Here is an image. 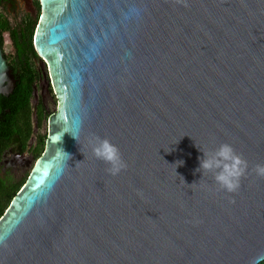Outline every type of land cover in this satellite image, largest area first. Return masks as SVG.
<instances>
[{"label": "water", "instance_id": "obj_1", "mask_svg": "<svg viewBox=\"0 0 264 264\" xmlns=\"http://www.w3.org/2000/svg\"><path fill=\"white\" fill-rule=\"evenodd\" d=\"M37 1L57 112L0 216V264L262 262L264 0ZM13 86L0 46V94ZM95 137L126 170L106 173ZM222 143L248 162L235 193L196 171Z\"/></svg>", "mask_w": 264, "mask_h": 264}, {"label": "trees", "instance_id": "obj_2", "mask_svg": "<svg viewBox=\"0 0 264 264\" xmlns=\"http://www.w3.org/2000/svg\"><path fill=\"white\" fill-rule=\"evenodd\" d=\"M30 18L12 27L0 14V46L2 49V33L9 35L13 47L12 57L9 60L6 54L3 57L18 75L14 89L7 96L0 95V155L12 145L24 149L31 134L30 99L32 93V64L37 55L33 48V26ZM3 52V51H2ZM10 65V64H9ZM42 143V141H40ZM41 148V147H40ZM41 149L37 151L39 154ZM1 174V172H0ZM2 175V174H1ZM26 180V179H25ZM24 180V181H25ZM23 182H14L11 177H0V216L8 208L10 201L20 190ZM259 264H264V260Z\"/></svg>", "mask_w": 264, "mask_h": 264}, {"label": "clouds", "instance_id": "obj_3", "mask_svg": "<svg viewBox=\"0 0 264 264\" xmlns=\"http://www.w3.org/2000/svg\"><path fill=\"white\" fill-rule=\"evenodd\" d=\"M177 2H182V0H177ZM72 136L78 142L77 137L75 135ZM90 148L92 156L108 166L105 169L107 174L116 176L127 169V163L122 158L119 149L108 139L95 137L90 142ZM199 150L203 155L199 159V167L196 171L200 172L202 177L207 173H211L212 179L219 190L227 193L237 192L240 188V181L248 173L249 167L248 162L242 155L238 154L228 143L220 144L213 151H203L200 148ZM62 154L67 160L71 158L64 152ZM252 171L258 177L264 178V164H257Z\"/></svg>", "mask_w": 264, "mask_h": 264}, {"label": "flooded vegetation", "instance_id": "obj_4", "mask_svg": "<svg viewBox=\"0 0 264 264\" xmlns=\"http://www.w3.org/2000/svg\"><path fill=\"white\" fill-rule=\"evenodd\" d=\"M11 0H0V7L2 6L3 3L5 2H9ZM35 2V6H36V10L37 8H39V14H40V6L37 0H34ZM2 15V13H0ZM39 14L37 19L34 22V25L36 27V24L38 22V18H39ZM3 16V15H2ZM30 18L32 20V18L29 15H25L21 18V22L23 19H27ZM33 25V26H34ZM10 60V59H9ZM40 62H42V64H44V66L46 65L44 61L40 60L38 57L33 59V64H32V73H31V82L33 85L32 88V93H31V99H30V122H31V134L29 139L27 140V144L25 145L24 149H21L20 147H17L16 145H12L10 147H6L0 155V163L2 162V160L4 159V157H12L13 160H9L6 161V163L8 164V169L7 168H1L0 167V177L3 179L5 176L7 177H11V170L9 168L11 167H23L26 166L28 163L27 159H24V155L26 153H31V155L36 154L37 151H39V149H41L40 151V155L43 154L44 152V148H45V142H46V138L47 135L44 137V135L42 136L40 134V129L42 127V124H44L46 122V124L48 125V121H49V113L47 112L46 106H45V100L43 98V92H44V88L47 90V85L50 83L49 80V75L47 72V68L44 71L40 65ZM7 63V61H6ZM10 64V65H9ZM9 64L7 63L8 67L11 70V74L14 78V86L12 88V90L15 87L16 81L18 80V75L15 74L13 67L11 66V63L9 62ZM45 81V86L43 88L42 85V81ZM49 80V82H48ZM51 89L53 91L52 85L50 83ZM11 90V91H12ZM11 92L5 94V95H1L4 97H7ZM54 93V91H53ZM55 95V94H54ZM56 98V97H55ZM57 100V99H56ZM42 141V143L40 142ZM41 147V148H40ZM39 155V156H40ZM25 182V181H24ZM24 184V183H23ZM23 186V185H22ZM21 189V188H20Z\"/></svg>", "mask_w": 264, "mask_h": 264}, {"label": "rangeland", "instance_id": "obj_5", "mask_svg": "<svg viewBox=\"0 0 264 264\" xmlns=\"http://www.w3.org/2000/svg\"><path fill=\"white\" fill-rule=\"evenodd\" d=\"M17 3V9L15 11L14 14L9 15L6 14L5 12L0 10V13H2L3 17L8 21L9 25L12 27H15L16 25H18L19 23H21V18L25 15H29L32 20H36L39 14V8H37V10L35 9V2L34 0H16ZM37 25V24H36ZM36 27L34 25L33 30L35 31ZM2 51L4 54H6L8 59H11L12 57V53H13V47L11 44V40L9 38V35L4 32L2 33ZM41 68L45 71L47 68V65L44 66V64H42V62H40ZM49 82V80H48ZM42 85L43 88L45 86V81H42ZM56 96L54 95L50 83L47 85V90L44 88V92H43V98L45 100V106L47 109V112L50 114L49 117L53 114L57 112V100L55 98ZM40 134L44 137L48 134V125L46 124V122L44 124H42V127L40 129ZM41 153L39 154H33L31 155V153H26L24 155V159L28 160V163L26 166L23 167H11L9 168L11 170V176H12V180L14 182H23L28 175L30 174L31 168L33 166V164L35 163L36 159L39 157ZM9 160H13L12 157H4V159L2 160V162L0 163V167L1 168H7L8 169V164L6 163V161Z\"/></svg>", "mask_w": 264, "mask_h": 264}, {"label": "snow or ice", "instance_id": "obj_6", "mask_svg": "<svg viewBox=\"0 0 264 264\" xmlns=\"http://www.w3.org/2000/svg\"><path fill=\"white\" fill-rule=\"evenodd\" d=\"M45 18L46 17L42 15L40 19H41V21H43Z\"/></svg>", "mask_w": 264, "mask_h": 264}]
</instances>
